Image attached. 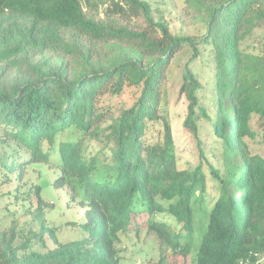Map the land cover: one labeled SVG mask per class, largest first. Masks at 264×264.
Returning a JSON list of instances; mask_svg holds the SVG:
<instances>
[{"label": "trees", "instance_id": "1", "mask_svg": "<svg viewBox=\"0 0 264 264\" xmlns=\"http://www.w3.org/2000/svg\"><path fill=\"white\" fill-rule=\"evenodd\" d=\"M180 1L192 36L174 34L146 0H0V173L21 180L28 165L58 169L54 187L85 209L77 241L58 243L39 211L27 235L0 226V264H120L121 235L143 223L171 264H255L264 255V157L249 146L259 135L255 119L264 138V0ZM186 47L192 54L177 88L188 102L183 125L200 147L204 117L220 159L212 164L199 149L183 173L160 108ZM205 51L214 114L191 68ZM251 57L253 70L244 67ZM129 92L133 103L115 107ZM157 126L163 135L151 144ZM209 182L218 189L212 204Z\"/></svg>", "mask_w": 264, "mask_h": 264}, {"label": "rangeland", "instance_id": "2", "mask_svg": "<svg viewBox=\"0 0 264 264\" xmlns=\"http://www.w3.org/2000/svg\"><path fill=\"white\" fill-rule=\"evenodd\" d=\"M151 3L152 8L163 15L169 23L174 34L190 35L197 33L194 21L183 14V4L180 0H146ZM250 49L253 41L249 43ZM191 48L186 47L178 53L172 63V73L169 76L168 87L173 86V93L161 105V112L171 121L173 136L176 144L179 168L183 173L190 171L199 162V149L208 156L212 164L219 165L220 157L213 155L215 147L209 138L211 125L204 117L200 120L202 132L199 134L201 146L198 147L192 134L184 128V120L187 116L188 102L184 95L178 97L177 88L180 82V73L191 56ZM245 68L255 67L254 58H246ZM191 68L203 84V92L207 93V98L203 99L205 107L214 114L215 111L208 105L209 94L214 89L215 79L213 76V62L208 57V52L203 54L191 64ZM255 99H262L257 93ZM134 100L132 93H126L116 100L115 107L119 109L129 107ZM254 126L258 131V137L250 142L251 151L264 157V138L262 128L258 126L255 119ZM163 131L157 126L147 137L149 143L153 144L161 139ZM63 139V137H62ZM98 142L90 143V150L98 149ZM204 171L208 180L211 178L206 160L203 161ZM59 177L58 169H51L48 165L32 164L25 167L23 179L19 180L17 175H7L0 173V226L3 229L10 228L13 224L18 225V232L27 235L35 223L34 214L36 211L43 213V221L50 229H56L58 243L81 240L84 236L83 230L79 228L85 222V209L79 205L78 200L72 199V193L66 189L54 187L55 179ZM41 187L40 198L35 190ZM207 199L212 204L218 196V189L215 183L209 182L207 185ZM41 200V201H39ZM156 220L165 221L171 226L175 225L169 216L159 214ZM139 230H130L121 235L118 249L120 250V264H171V257L166 247L162 248L161 243L155 234L148 232L145 223ZM176 232L181 228L175 225ZM51 246L53 244L50 243ZM55 246V244H54ZM165 256V257H163ZM174 264H193L191 257L183 262L181 257Z\"/></svg>", "mask_w": 264, "mask_h": 264}, {"label": "built area", "instance_id": "3", "mask_svg": "<svg viewBox=\"0 0 264 264\" xmlns=\"http://www.w3.org/2000/svg\"><path fill=\"white\" fill-rule=\"evenodd\" d=\"M240 264H251L248 260L241 261ZM255 264H264V255Z\"/></svg>", "mask_w": 264, "mask_h": 264}]
</instances>
